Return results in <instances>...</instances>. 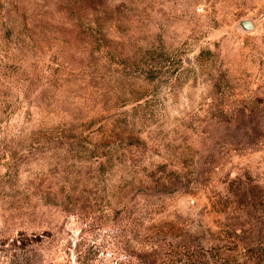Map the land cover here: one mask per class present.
I'll return each instance as SVG.
<instances>
[{
    "label": "rangeland",
    "instance_id": "1",
    "mask_svg": "<svg viewBox=\"0 0 264 264\" xmlns=\"http://www.w3.org/2000/svg\"><path fill=\"white\" fill-rule=\"evenodd\" d=\"M0 264H264V0H0Z\"/></svg>",
    "mask_w": 264,
    "mask_h": 264
},
{
    "label": "water",
    "instance_id": "2",
    "mask_svg": "<svg viewBox=\"0 0 264 264\" xmlns=\"http://www.w3.org/2000/svg\"><path fill=\"white\" fill-rule=\"evenodd\" d=\"M240 25L242 26L243 29L245 30H250L253 28V22L251 20H241Z\"/></svg>",
    "mask_w": 264,
    "mask_h": 264
},
{
    "label": "trees",
    "instance_id": "3",
    "mask_svg": "<svg viewBox=\"0 0 264 264\" xmlns=\"http://www.w3.org/2000/svg\"><path fill=\"white\" fill-rule=\"evenodd\" d=\"M181 260L180 261H182V258H180ZM176 262H177V259H176ZM186 263V262H185Z\"/></svg>",
    "mask_w": 264,
    "mask_h": 264
}]
</instances>
